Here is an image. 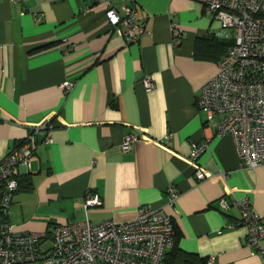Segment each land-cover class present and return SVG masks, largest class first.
<instances>
[{
    "label": "crops",
    "instance_id": "obj_1",
    "mask_svg": "<svg viewBox=\"0 0 264 264\" xmlns=\"http://www.w3.org/2000/svg\"><path fill=\"white\" fill-rule=\"evenodd\" d=\"M126 4L138 8L144 28L136 41L106 15L110 7L122 14ZM219 26L199 0H0V159L31 126L55 124L31 168H20L6 212L13 229L123 222L141 206L165 207L182 232L179 246L205 257L203 264H264L247 242L241 207L219 202L246 197L264 218V166H241L232 134L208 126L196 105L218 70L217 59L196 57V41ZM127 133L139 138L124 150ZM204 139L198 161L212 175L198 180L190 154L192 141ZM169 186L180 192L175 206L167 204ZM90 192L102 204L86 208Z\"/></svg>",
    "mask_w": 264,
    "mask_h": 264
},
{
    "label": "built area",
    "instance_id": "obj_2",
    "mask_svg": "<svg viewBox=\"0 0 264 264\" xmlns=\"http://www.w3.org/2000/svg\"><path fill=\"white\" fill-rule=\"evenodd\" d=\"M199 1L221 21L210 33L233 43L218 60L217 72L197 94L196 105L206 113L208 126L219 134H232L241 166H264V0ZM123 11L110 7L106 15L128 41H136L144 31L138 23V8L126 4ZM172 29L176 36L182 35L176 24ZM143 82L148 89L155 85L149 75ZM63 85L69 90L74 82L65 80ZM54 128L51 120L31 126L21 143L0 159V264H163L176 234L174 216L165 207L141 206L135 218L123 222L85 218L56 224L51 231L13 229L6 212L21 185L20 168H31L36 148L53 140ZM170 137L171 133L165 135L166 140ZM138 138L136 133H127L122 148L129 150ZM207 148L206 139L192 141L190 160L198 180L212 175L198 161ZM179 195L175 186H169L167 204L175 206ZM219 202L223 208L232 202L241 207L240 222L247 226V242L264 256V218L250 200L221 197ZM100 204L99 193H88L86 208ZM235 225L231 222L228 227ZM48 240L50 244L45 246Z\"/></svg>",
    "mask_w": 264,
    "mask_h": 264
},
{
    "label": "trees",
    "instance_id": "obj_3",
    "mask_svg": "<svg viewBox=\"0 0 264 264\" xmlns=\"http://www.w3.org/2000/svg\"><path fill=\"white\" fill-rule=\"evenodd\" d=\"M233 43L232 39L220 38L214 34L198 36L195 55L197 58L219 60ZM21 182V179H20ZM182 232L176 225L175 242L167 252L165 261L168 264H203L206 258L196 252L181 248L178 244Z\"/></svg>",
    "mask_w": 264,
    "mask_h": 264
},
{
    "label": "rangeland",
    "instance_id": "obj_4",
    "mask_svg": "<svg viewBox=\"0 0 264 264\" xmlns=\"http://www.w3.org/2000/svg\"><path fill=\"white\" fill-rule=\"evenodd\" d=\"M217 20L219 21V23H220V26H221V21H220L219 19H217ZM220 26H219V27H220Z\"/></svg>",
    "mask_w": 264,
    "mask_h": 264
}]
</instances>
